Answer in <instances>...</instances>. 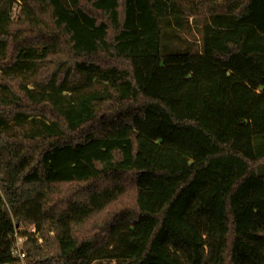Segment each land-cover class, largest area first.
<instances>
[{
	"label": "trees",
	"instance_id": "16d2710c",
	"mask_svg": "<svg viewBox=\"0 0 264 264\" xmlns=\"http://www.w3.org/2000/svg\"><path fill=\"white\" fill-rule=\"evenodd\" d=\"M15 224L25 264H264V0H0V264Z\"/></svg>",
	"mask_w": 264,
	"mask_h": 264
},
{
	"label": "rangeland",
	"instance_id": "374dc122",
	"mask_svg": "<svg viewBox=\"0 0 264 264\" xmlns=\"http://www.w3.org/2000/svg\"><path fill=\"white\" fill-rule=\"evenodd\" d=\"M20 2H16L13 4V8H12V19H16L18 12H19V8H20ZM173 31H177L181 37L184 39L183 40V44H192L194 45L195 49H198L199 45H200V39H201V34H200V27L195 24L191 19L188 23V25L184 26L182 23H175L174 21L171 23L170 26L167 27V31L164 37V42L168 41V38L170 36V33ZM174 33V32H173ZM24 231L26 233L27 237H23L22 240L19 241L21 248L24 250V245L28 240V235H33L34 237H36L37 233H31V229L33 226L24 224ZM25 251V250H24ZM26 261V260H25ZM25 261H19L15 264H25Z\"/></svg>",
	"mask_w": 264,
	"mask_h": 264
},
{
	"label": "built area",
	"instance_id": "2783aa9c",
	"mask_svg": "<svg viewBox=\"0 0 264 264\" xmlns=\"http://www.w3.org/2000/svg\"><path fill=\"white\" fill-rule=\"evenodd\" d=\"M24 226H25L24 224H15L14 233L11 237L13 241L11 254L15 260V263L19 261H25L27 258L26 252L21 248L20 243H19V241L22 240L23 237L24 238L27 237L26 233L23 232ZM31 230H32L31 233L36 232L34 227H32Z\"/></svg>",
	"mask_w": 264,
	"mask_h": 264
}]
</instances>
